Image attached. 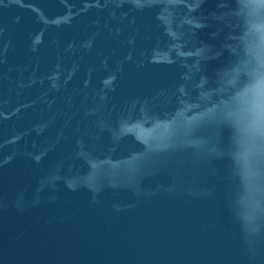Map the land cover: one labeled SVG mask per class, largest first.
I'll return each instance as SVG.
<instances>
[{
    "label": "clouds",
    "instance_id": "9594fccd",
    "mask_svg": "<svg viewBox=\"0 0 264 264\" xmlns=\"http://www.w3.org/2000/svg\"><path fill=\"white\" fill-rule=\"evenodd\" d=\"M234 57L229 92L218 116L216 156L226 160L229 210L252 256L264 242V0H227Z\"/></svg>",
    "mask_w": 264,
    "mask_h": 264
}]
</instances>
